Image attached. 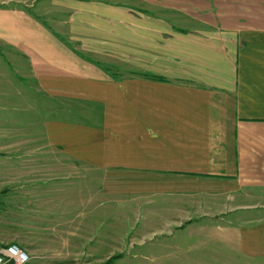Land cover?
Segmentation results:
<instances>
[{
    "label": "crops",
    "instance_id": "1",
    "mask_svg": "<svg viewBox=\"0 0 264 264\" xmlns=\"http://www.w3.org/2000/svg\"><path fill=\"white\" fill-rule=\"evenodd\" d=\"M36 2L0 1V110L39 101L56 120L27 134L8 119L0 154L161 174L187 220L220 221V252L264 264V0ZM40 239L29 264L57 263Z\"/></svg>",
    "mask_w": 264,
    "mask_h": 264
},
{
    "label": "rangeland",
    "instance_id": "2",
    "mask_svg": "<svg viewBox=\"0 0 264 264\" xmlns=\"http://www.w3.org/2000/svg\"><path fill=\"white\" fill-rule=\"evenodd\" d=\"M41 1L35 4L40 5ZM23 97L22 93L20 98ZM37 103L26 100L21 103L25 105L15 110H0V132L5 128L3 123L14 117L12 131L18 132L21 122L27 134L39 131L32 122L37 126L41 120H56L49 110L41 109ZM69 114L62 112L59 119ZM84 117L86 125L92 123L90 118ZM118 123L121 128L122 124ZM117 131L98 130L92 135L98 140L120 135ZM76 137L82 138L83 133L78 132ZM11 142L14 148L25 144L28 152L35 148H51L44 139L42 145L29 140ZM2 148L0 142V152ZM9 159L0 154V239L5 242L10 239L9 244L27 251L34 246L31 242L41 238L48 248L45 255L50 262H57L55 264H106L114 256L119 258L110 264L238 263L233 253L229 257L225 249L219 251L216 224L220 221L187 220L188 216H195L194 210L180 211L177 190L168 188V183L173 181L165 179L164 182L161 174H154L155 180L150 179L148 183L146 177L137 178L134 172L126 169L108 166L106 171L98 170L67 160L60 154L53 158L56 161L52 164L43 157L38 166H34L36 158L30 156L12 157L10 162ZM6 163L12 165L8 166L9 171H4ZM19 164L25 165L24 168ZM32 181L39 186L25 188ZM4 223L8 228L2 227ZM59 234L66 241L63 248L61 244L60 247L49 244L53 236ZM20 239L24 241L21 245ZM57 249L60 251L56 252Z\"/></svg>",
    "mask_w": 264,
    "mask_h": 264
},
{
    "label": "built area",
    "instance_id": "3",
    "mask_svg": "<svg viewBox=\"0 0 264 264\" xmlns=\"http://www.w3.org/2000/svg\"><path fill=\"white\" fill-rule=\"evenodd\" d=\"M30 256L16 244H7L0 247V264H29Z\"/></svg>",
    "mask_w": 264,
    "mask_h": 264
},
{
    "label": "trees",
    "instance_id": "4",
    "mask_svg": "<svg viewBox=\"0 0 264 264\" xmlns=\"http://www.w3.org/2000/svg\"><path fill=\"white\" fill-rule=\"evenodd\" d=\"M118 258H119V256H114V257H112L111 259H109L108 262H107L106 264H110L112 261H114V260H116V259H118Z\"/></svg>",
    "mask_w": 264,
    "mask_h": 264
}]
</instances>
